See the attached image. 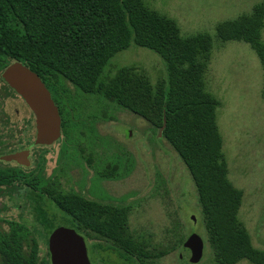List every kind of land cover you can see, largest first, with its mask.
Returning <instances> with one entry per match:
<instances>
[{"label":"trees","instance_id":"16d2710c","mask_svg":"<svg viewBox=\"0 0 264 264\" xmlns=\"http://www.w3.org/2000/svg\"><path fill=\"white\" fill-rule=\"evenodd\" d=\"M148 1L0 0V71L17 61L36 73L54 96L63 89V95L70 97L65 87L69 83L86 96L101 97L141 117L158 132L165 127L163 138L183 161L196 187L213 264H264V250L254 246L240 219L244 193L229 178L218 125L221 103L207 89L213 38L208 34L184 37L176 21L148 8ZM263 31L264 1L251 14L220 24L216 36L222 43L248 44L264 70ZM132 44L164 61L165 79L153 85L134 66L114 76L105 74L110 61ZM61 110L64 140L70 141L71 129L79 127L62 106ZM20 180L33 188L27 177ZM5 182L0 174V184ZM35 189L40 194L31 190L27 198L48 246L57 220L43 202L44 191ZM48 194L57 207L83 222L85 228H77L78 232L91 231L127 245L132 264H156L163 255L152 253L146 242L134 236L130 211L116 210L112 226H96L95 204L75 194ZM34 234L17 223L9 233L0 234V264H50L48 250L41 259ZM185 242L181 240L182 249Z\"/></svg>","mask_w":264,"mask_h":264},{"label":"rangeland","instance_id":"374dc122","mask_svg":"<svg viewBox=\"0 0 264 264\" xmlns=\"http://www.w3.org/2000/svg\"><path fill=\"white\" fill-rule=\"evenodd\" d=\"M263 1L151 0L146 3L151 10L176 21L184 37L208 34L213 38L211 62L206 73L207 89L221 103L218 125L224 139L229 178L244 193L240 219L254 246L261 250H264V70L248 44L222 43L216 36V28L251 14ZM133 66L153 85L166 78L164 61L153 51L135 44L117 54L106 67L105 74L114 76L119 70ZM65 86L78 106L75 115L78 117L73 119L75 116L69 115L79 127L71 129V140L81 142L83 147L94 143L106 148L111 146V154L114 152L116 156L123 151L126 160L131 162L130 176L113 184L115 196L118 199L127 197L128 204L132 205L130 230L134 236L146 242L152 253L163 254L156 264H192L191 253L181 248V240L186 241L193 234L205 242L203 260L199 264H213V251L206 242L204 217L193 179L176 151L163 138V133L160 135V131L144 119L112 102L86 96L69 83ZM19 111L22 141L26 139L23 136L25 122L31 117L22 99ZM59 150V146H54L48 154L51 169ZM67 162L72 164L73 160ZM53 178L61 180L64 188L79 192L83 189V178L68 168L56 172ZM24 188L21 187L20 193L13 198L0 196V234L9 233L12 224H25L40 242L43 259L48 250L44 231L35 223L28 190ZM57 226L70 227L62 221ZM90 258L93 261L91 254ZM239 264L251 263L241 261Z\"/></svg>","mask_w":264,"mask_h":264},{"label":"flooded vegetation","instance_id":"af4514ba","mask_svg":"<svg viewBox=\"0 0 264 264\" xmlns=\"http://www.w3.org/2000/svg\"><path fill=\"white\" fill-rule=\"evenodd\" d=\"M15 63L19 62H10L4 70L0 71V174L5 175L6 179L5 183L0 184V196H11L13 198L20 193L21 187H25L26 190H28L27 193L32 190V192L34 191L33 193H37L38 195L40 191L35 188L42 189L45 193L43 202L48 209L49 215H53L57 223H61L62 221L70 225V227L58 226V228L73 229L84 238L91 264H119V262L120 264H132V262L128 261V251H126L127 245L123 247L117 244L116 239L104 238L91 231L78 232L76 230L77 228H85L83 222L69 216L67 212L57 207L55 201L48 194V192L54 196H58L60 193L75 194L83 201L93 203L100 209V211L97 209V223L93 225L112 226L114 222L110 219L114 217L116 210H128L132 214V205L128 204V198L118 199L115 196L113 187L116 181L125 180L130 176L128 175V171L130 165L132 168L131 162L129 159L126 160V155L123 151L117 153L116 156L114 152L111 154V146L106 148L98 143H94L92 146L83 147L80 145L81 142L72 140L65 141L63 128L60 141L54 145H37L35 116L29 108L31 117L25 122L26 128H24L23 134L26 139L22 138L21 141L19 100L22 98L3 77L6 69ZM47 89L55 105L58 107L60 115L62 111L61 106L67 115H72L74 117V115L77 114L78 106L72 99V96L69 95L70 97H68V95H63L65 93L63 89L57 96H54L51 90L49 88ZM61 119L63 127L62 116ZM29 138L33 139L30 141ZM54 146H59L60 150L58 158L54 159L55 166L51 169V166H49L48 154H50L51 148ZM24 153H27V158L20 159V155ZM69 159L71 161L73 160L72 164H68L67 160ZM21 162L28 163V165L21 164ZM66 168L72 172H78L83 178L82 191L79 192L74 189L64 188L61 180L59 181L53 178L56 172L62 171V169L65 170ZM21 176L24 178L27 177V179L32 182L31 185L33 188L28 187L29 184L27 181L21 184ZM130 218L131 215L129 217V222ZM35 223L41 227L36 221V217ZM47 247L49 252V246ZM90 254L93 256V261L90 258ZM113 257L115 260H113ZM134 260L138 262L136 258ZM49 262L52 264L50 253Z\"/></svg>","mask_w":264,"mask_h":264},{"label":"water","instance_id":"95a60500","mask_svg":"<svg viewBox=\"0 0 264 264\" xmlns=\"http://www.w3.org/2000/svg\"><path fill=\"white\" fill-rule=\"evenodd\" d=\"M3 77L19 93L35 116L36 144L52 146L60 141L61 115L41 78L21 63L7 68ZM164 128L160 130V135ZM23 158H27V153L20 155V159ZM48 246L52 264H91L84 238L73 229H56L49 238ZM184 248L190 251L192 264H199L203 260L205 242L199 235H191Z\"/></svg>","mask_w":264,"mask_h":264}]
</instances>
